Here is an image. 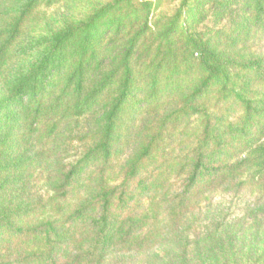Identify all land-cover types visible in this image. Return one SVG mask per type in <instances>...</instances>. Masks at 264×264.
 I'll use <instances>...</instances> for the list:
<instances>
[{
  "label": "trees",
  "instance_id": "trees-1",
  "mask_svg": "<svg viewBox=\"0 0 264 264\" xmlns=\"http://www.w3.org/2000/svg\"><path fill=\"white\" fill-rule=\"evenodd\" d=\"M60 1L0 0V72L34 55L0 100V264L149 258L215 192L249 188L264 216V56L239 46L264 34V0H183L168 17L163 0H110L17 48ZM207 5L233 23L225 46L186 24ZM92 117L67 157L62 129ZM33 182L49 194L10 198Z\"/></svg>",
  "mask_w": 264,
  "mask_h": 264
},
{
  "label": "rangeland",
  "instance_id": "rangeland-1",
  "mask_svg": "<svg viewBox=\"0 0 264 264\" xmlns=\"http://www.w3.org/2000/svg\"><path fill=\"white\" fill-rule=\"evenodd\" d=\"M109 1L61 0L51 6H41L29 20L16 47L23 48L35 37L58 30L66 21L83 19L91 11ZM163 1L162 8L155 13L156 17L161 14L165 17L170 16L183 2V0ZM212 12L213 9L207 5L195 16L194 14L189 16L186 24L201 32L204 37H208L209 30L221 29L220 42L225 46L233 23L230 19H224L216 26ZM234 21L238 22L239 16H234ZM239 46L243 47L242 52L264 56V34L250 29L249 35L240 40ZM33 56L30 53L17 58L7 69L0 72V100L9 93L13 80ZM195 57L198 59L197 54ZM192 72L196 73V76L200 73L197 66H194ZM195 83L196 80L193 81V84ZM233 115L236 116V112L231 114ZM94 122L92 117L90 120H80L70 124L69 127H64L56 145L64 142L63 145L67 144L71 151L66 153L67 157H77L74 156L76 153L74 149L85 143L84 135ZM190 125L193 128L197 126L194 118ZM178 134H182L180 130ZM126 153H131V150L127 149ZM7 158H10L8 152L2 151L0 162L6 161ZM250 191L251 189L247 188L237 194L223 192L209 194L210 197L202 203L189 222V228L176 242L157 248L154 255L149 258L143 256L134 262L125 259L107 264H264V216L262 215L258 220L255 215L256 211L261 209L262 202H258L256 194ZM7 192L10 193L11 189ZM48 194V186L45 183L40 182L35 187L33 182L28 186L26 193L18 191L14 194V198L11 195L10 198L27 199L30 196L33 200Z\"/></svg>",
  "mask_w": 264,
  "mask_h": 264
}]
</instances>
